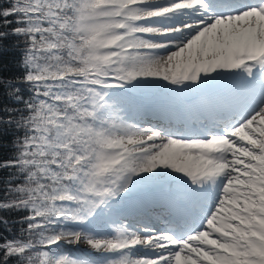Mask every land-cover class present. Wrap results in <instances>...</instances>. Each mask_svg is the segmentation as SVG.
Listing matches in <instances>:
<instances>
[{
	"label": "snow or ice",
	"instance_id": "1",
	"mask_svg": "<svg viewBox=\"0 0 264 264\" xmlns=\"http://www.w3.org/2000/svg\"><path fill=\"white\" fill-rule=\"evenodd\" d=\"M9 55L0 264H264V0H0Z\"/></svg>",
	"mask_w": 264,
	"mask_h": 264
},
{
	"label": "trees",
	"instance_id": "2",
	"mask_svg": "<svg viewBox=\"0 0 264 264\" xmlns=\"http://www.w3.org/2000/svg\"><path fill=\"white\" fill-rule=\"evenodd\" d=\"M13 57L11 55L5 56L2 61H0V65H6V67H3V74L4 75H15L17 74V67L15 64L12 62ZM5 101L2 99V96H0V106ZM10 137H4V140H8ZM8 149L7 148H0V159H3L7 154H8ZM0 175H3V173H0Z\"/></svg>",
	"mask_w": 264,
	"mask_h": 264
}]
</instances>
